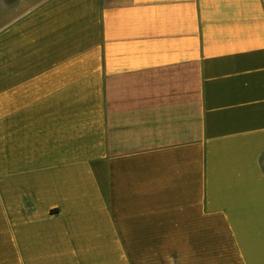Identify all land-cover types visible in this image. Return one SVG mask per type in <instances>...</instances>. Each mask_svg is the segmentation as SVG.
Listing matches in <instances>:
<instances>
[{
    "label": "crops",
    "instance_id": "obj_1",
    "mask_svg": "<svg viewBox=\"0 0 264 264\" xmlns=\"http://www.w3.org/2000/svg\"><path fill=\"white\" fill-rule=\"evenodd\" d=\"M2 7L0 264H264V0Z\"/></svg>",
    "mask_w": 264,
    "mask_h": 264
},
{
    "label": "rangeland",
    "instance_id": "obj_2",
    "mask_svg": "<svg viewBox=\"0 0 264 264\" xmlns=\"http://www.w3.org/2000/svg\"><path fill=\"white\" fill-rule=\"evenodd\" d=\"M3 5L2 23L9 21L13 15L19 14V9H26L32 3L39 0H0Z\"/></svg>",
    "mask_w": 264,
    "mask_h": 264
}]
</instances>
